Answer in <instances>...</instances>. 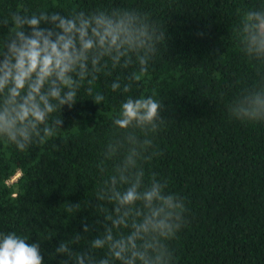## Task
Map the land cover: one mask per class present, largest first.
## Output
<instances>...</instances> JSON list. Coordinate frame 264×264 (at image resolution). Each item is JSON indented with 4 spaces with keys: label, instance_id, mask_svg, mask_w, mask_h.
Wrapping results in <instances>:
<instances>
[{
    "label": "trees",
    "instance_id": "obj_1",
    "mask_svg": "<svg viewBox=\"0 0 264 264\" xmlns=\"http://www.w3.org/2000/svg\"><path fill=\"white\" fill-rule=\"evenodd\" d=\"M81 11L127 12L148 35L118 61L89 59L83 79L70 74L74 102L50 100L55 111L28 148L0 138V233L39 243L44 264H120L91 242L110 229L114 239L131 234L109 217L114 192L128 186L121 176L139 174L142 187L159 183L186 206L166 242L171 264H264V121L240 120L255 94L264 98V61L246 54L245 19L264 13V0H0V47L13 13ZM148 96L161 105L155 128L115 124L123 102Z\"/></svg>",
    "mask_w": 264,
    "mask_h": 264
},
{
    "label": "clouds",
    "instance_id": "obj_2",
    "mask_svg": "<svg viewBox=\"0 0 264 264\" xmlns=\"http://www.w3.org/2000/svg\"><path fill=\"white\" fill-rule=\"evenodd\" d=\"M245 19L250 24L246 54L264 61V13L251 12ZM11 20V39L0 47V55L4 57L0 62V138L19 150L31 145L30 131L35 132L55 111L50 100L59 106L74 102L76 84L70 74L83 79L89 59L93 67L104 56L118 61L127 52L142 46L143 38L148 35L146 29L134 26L136 17L127 12L109 15L100 11L98 15L87 17L82 11L67 17L45 12L39 15L13 13ZM42 21L54 27L42 28ZM4 23L7 25L9 21ZM144 63L142 59L141 64ZM45 85L48 91H44ZM115 87L113 85V89ZM63 89L68 91L62 96ZM95 99L99 103L101 96ZM160 107L153 96L135 101L127 99L114 122L121 129L134 123L152 124L155 128L153 122ZM240 120L264 121V98L260 94H255L250 105L242 110ZM45 135H50L47 128ZM129 164L135 166L132 157ZM120 182L128 186L114 192L117 207L115 217L109 218L114 228L128 231L130 227L131 234L114 239L110 229L105 239L91 242L93 250L107 247L120 264H171L172 253L166 242L173 239L185 223L184 201L173 194L162 195L159 183H152L150 188L142 187L139 174L122 175ZM57 251L67 252L66 244L61 243ZM0 264H44L39 243L30 244L15 232L0 233Z\"/></svg>",
    "mask_w": 264,
    "mask_h": 264
},
{
    "label": "rangeland",
    "instance_id": "obj_3",
    "mask_svg": "<svg viewBox=\"0 0 264 264\" xmlns=\"http://www.w3.org/2000/svg\"><path fill=\"white\" fill-rule=\"evenodd\" d=\"M17 175V174H16ZM16 178V176H14L12 179L14 180Z\"/></svg>",
    "mask_w": 264,
    "mask_h": 264
},
{
    "label": "built area",
    "instance_id": "obj_4",
    "mask_svg": "<svg viewBox=\"0 0 264 264\" xmlns=\"http://www.w3.org/2000/svg\"><path fill=\"white\" fill-rule=\"evenodd\" d=\"M11 180H13V179H11Z\"/></svg>",
    "mask_w": 264,
    "mask_h": 264
}]
</instances>
